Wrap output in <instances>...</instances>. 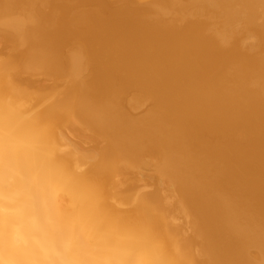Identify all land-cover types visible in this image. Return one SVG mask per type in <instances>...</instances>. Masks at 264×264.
Masks as SVG:
<instances>
[{
  "label": "bare ground",
  "instance_id": "6f19581e",
  "mask_svg": "<svg viewBox=\"0 0 264 264\" xmlns=\"http://www.w3.org/2000/svg\"><path fill=\"white\" fill-rule=\"evenodd\" d=\"M263 129L264 0H0V264H264Z\"/></svg>",
  "mask_w": 264,
  "mask_h": 264
},
{
  "label": "rangeland",
  "instance_id": "374dc122",
  "mask_svg": "<svg viewBox=\"0 0 264 264\" xmlns=\"http://www.w3.org/2000/svg\"><path fill=\"white\" fill-rule=\"evenodd\" d=\"M235 6L236 7H238L239 6V4H235ZM208 15V13L206 12V11H203V12H195V13H193L191 16H190V20L191 21H194V20H196V19H200V18H203V17H205V16H207ZM262 18H258V19H256L255 21H254V24L255 25H259L260 23H262ZM245 20H236L235 21V23H234V25L236 26V27H239V26H242L244 23ZM233 25V26H234ZM171 25H167V24H162V25H160V28H162L161 29V33H159V35L160 36H166L168 33H169V31H171V27H170ZM243 27V26H242ZM259 40V37L256 35V34H254V35H250L248 38H247V43H250V44H254V43H256L257 41ZM130 59H134L135 61H137V60H139V57H138V55H136L135 53H133L130 57H129ZM119 61H116V63L112 66L113 68H111L110 70H109V73H110V76H109V79L108 80H102L101 81V83L102 84H104V85H106V86H109V85H111L112 83L113 84H115V85H119V83H120V81L124 78H126V77H129L131 74H132V71L131 70H126V71H123V72H118V68H119ZM139 84L138 83H133L132 85H130V87L123 93L124 95H128V98H130V97H134V94H135V90L137 89V86H138ZM154 104V102L152 101V100H147V101H145L142 105H141V107H140V110H142L141 112H142V114L143 113H145L146 112V110L149 108V107H151L152 105ZM129 104H128V102H127V104H126V106H127V109L129 110V108H131V107H129L128 106ZM264 130V129H263ZM262 134H264V132H262ZM243 143L242 144H247V141H242Z\"/></svg>",
  "mask_w": 264,
  "mask_h": 264
}]
</instances>
